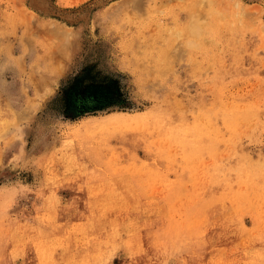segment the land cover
<instances>
[{
  "label": "rangeland",
  "instance_id": "rangeland-1",
  "mask_svg": "<svg viewBox=\"0 0 264 264\" xmlns=\"http://www.w3.org/2000/svg\"><path fill=\"white\" fill-rule=\"evenodd\" d=\"M0 264H264V0H0Z\"/></svg>",
  "mask_w": 264,
  "mask_h": 264
},
{
  "label": "bare ground",
  "instance_id": "bare-ground-1",
  "mask_svg": "<svg viewBox=\"0 0 264 264\" xmlns=\"http://www.w3.org/2000/svg\"><path fill=\"white\" fill-rule=\"evenodd\" d=\"M51 49H52V47H51ZM47 56H49V55H47ZM77 110H78V108H77ZM138 119H139V117L135 113H130V112H127V111H118V112L110 113L107 116V118L98 120L96 122L98 124H101V125H107V124L124 125V124H128V123H133V122H135ZM90 125H92V124L91 123H84L83 124L84 127H88Z\"/></svg>",
  "mask_w": 264,
  "mask_h": 264
}]
</instances>
